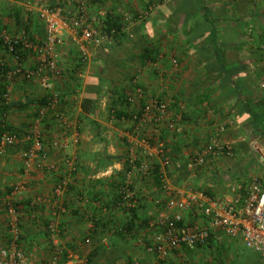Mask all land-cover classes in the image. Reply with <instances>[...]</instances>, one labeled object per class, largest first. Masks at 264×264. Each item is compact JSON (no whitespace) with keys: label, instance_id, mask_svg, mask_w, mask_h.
<instances>
[{"label":"crops","instance_id":"crops-1","mask_svg":"<svg viewBox=\"0 0 264 264\" xmlns=\"http://www.w3.org/2000/svg\"><path fill=\"white\" fill-rule=\"evenodd\" d=\"M34 2L0 0V27L20 32L23 25L33 38L40 39L44 29ZM99 3L109 10L121 6L132 16L146 15L130 23L109 50L85 42L81 75L77 68L80 51L72 32L64 29V45L57 50L58 75L49 77L45 87L19 77L8 84L6 118L20 134L33 121L42 99L58 97L55 112L61 116L55 118L48 111L40 124L48 160L55 168L32 170L23 177L19 156L26 146L23 140L0 153V247L9 241L4 201L12 184L23 177L25 184L18 195L24 204L19 245L31 255L33 264H44L52 252L50 219L56 221L64 248L62 264H70L69 254L86 257L89 264L154 260L139 239L147 236L146 221L159 208L156 198L164 196L158 177L133 172L139 203L132 212L116 205L117 187L126 170L124 154L132 138L144 136L151 143L164 140L169 162L160 166L161 160L155 159V165L165 171L174 188L190 187L221 197L230 185L243 191L254 174L264 186V92L257 87L264 67L259 49L264 42V0ZM26 64L33 62L28 58ZM133 79L145 98L133 95ZM93 88L98 89L94 94L89 91ZM118 93L132 100L119 99ZM91 96L95 103L84 107L83 99ZM149 96L165 100L174 114H181L174 130L149 124L136 130L134 116ZM224 120L230 122L220 138L231 146L232 154L192 167L191 156ZM63 138L65 146L51 144ZM68 161L73 162V170ZM62 176L67 186L54 198V184ZM37 197L44 201L32 206ZM30 211L35 217H30ZM212 233L207 245L180 246L158 264H231L239 258L240 238H228L219 229Z\"/></svg>","mask_w":264,"mask_h":264},{"label":"built area","instance_id":"built-area-1","mask_svg":"<svg viewBox=\"0 0 264 264\" xmlns=\"http://www.w3.org/2000/svg\"><path fill=\"white\" fill-rule=\"evenodd\" d=\"M33 5L36 7L37 18L43 24L42 38L30 39L24 30L20 32L0 30V38L8 45L9 50H12L14 42H19L22 49L27 52L25 59H20L17 55L13 56L12 66L5 73L8 84L19 77L29 82L36 81L41 87H45L49 77L58 75L60 70L57 50L64 45V29L72 32L73 42L80 51V62L77 65L79 73H77L81 75L80 69L86 60L85 42L93 46L108 47L116 41L118 32H124L130 23L146 15V12H143L132 16L121 6L109 10L101 5L99 0H43L35 1ZM92 6L94 11L90 12ZM109 16L118 19L119 30L114 27L107 28L105 22ZM259 49L264 55V42L260 44ZM29 56L35 58L31 66L26 64ZM3 60L0 57V65H3ZM172 62L176 65V60L173 59ZM260 70L257 87L264 92V67ZM132 81L135 83V79ZM9 94L8 85L3 94L6 103L10 102ZM133 95L145 98L142 87L136 83ZM128 100H132L130 95ZM57 102L58 97L51 96L45 105L39 106L37 116L22 134L14 129H4L0 134V153H3L7 146L15 145L21 140L26 142V146L19 154L23 177L32 170L44 167L55 168V165L48 160L40 124L49 110L55 118H61L60 114L55 112ZM134 119L138 131L144 124L174 130L181 119V114H174L165 100L149 96L144 100L140 112L134 116ZM229 122L224 120L219 123L199 150L191 156L192 167L212 164L219 156L232 154L231 146L220 138V134L224 132ZM4 125L2 123L1 126ZM51 144L55 147H63L67 144V139L53 140ZM155 159L161 160L160 166L169 162L163 139H157L154 143L144 136L128 140L124 154L126 170L123 180L117 187L116 205L131 210L139 203L140 198L132 181L133 172L140 176L155 174L164 193L163 197L155 200L159 206L157 212L146 221L147 236L139 239L155 258L153 261H133L131 264H158L180 246L207 245L214 237L213 229H219L228 238H240L245 247L264 257V186L258 175L254 174L250 177L243 191H240L236 185H230L227 194L221 197L209 196L201 190L190 187L183 190L172 187L161 167L153 171ZM67 165L70 170L74 169L72 161H68ZM23 177L12 184L11 192L4 201L9 241L7 245L0 247V264H33L31 255L19 245L22 206L18 204V195L25 184ZM66 186V176L60 177L53 187L54 198L60 196ZM42 201H44L43 197H37L31 205L36 206ZM30 217H35V212L30 211ZM47 229L52 252L44 264H62L64 248L60 246L54 219L48 221ZM67 257L70 264L71 262L89 264L86 257L77 254H69Z\"/></svg>","mask_w":264,"mask_h":264},{"label":"trees","instance_id":"trees-1","mask_svg":"<svg viewBox=\"0 0 264 264\" xmlns=\"http://www.w3.org/2000/svg\"><path fill=\"white\" fill-rule=\"evenodd\" d=\"M105 23L107 24V28L114 27L116 30L120 29V24L118 23V19H115V18H113L111 16H109V18H107ZM21 27L28 34L30 39L35 40V38H33L32 34L27 31L25 26L21 25ZM3 29H5V27H0V30H3ZM5 30L10 31L9 29H5ZM123 34H125V32H123V31L122 32L121 31L118 32L116 34V37H117L116 41H118L117 39L119 37H121ZM43 35H44V33H43ZM43 35H40V37L42 38ZM118 43L119 42H117V44ZM110 46H112V45H110ZM110 46L107 47L108 50L112 48ZM0 52L3 53L1 58L4 59L3 60V65H0V134H1V132L4 129H13V127L10 124H8L7 118H6L7 109L9 108L10 103H6L5 99H4V96H3V94L6 92V88L8 86V81L6 79L5 73L12 66V59H13L14 55H17L18 57H20V59H25L27 57V52L22 49V46H21V44L19 42H17V43L14 42L13 46H12V50H9L8 49V45L6 43H4L2 38H0ZM97 90L98 89L93 88V89H90L89 91H91L90 93L94 94V93L97 92ZM118 94H120L119 99L121 98L122 100H124L126 102H129V100H128L129 95L128 94H126V95H123L121 93H118ZM92 97L93 96L85 97L83 99L84 107L87 106V105H85V103H87V102H89V104L91 106H93V104L95 103L96 99H94ZM39 103H40V105H45L47 103V99H45V100L42 99V100L39 101ZM142 106H143V104H141V107ZM49 111H50V113L53 116V113L51 112V110H49ZM112 111H113V113H115V111H116L115 108ZM35 113H36V116H37L38 109H37V111ZM115 114H117V112ZM2 123L5 124L4 127L1 126ZM154 169H155V171H157L158 165H155ZM18 204L21 205V206L24 205V204H21L20 202H18ZM27 209H29V208L27 207ZM132 211H133V209H131V212Z\"/></svg>","mask_w":264,"mask_h":264},{"label":"rangeland","instance_id":"rangeland-1","mask_svg":"<svg viewBox=\"0 0 264 264\" xmlns=\"http://www.w3.org/2000/svg\"><path fill=\"white\" fill-rule=\"evenodd\" d=\"M34 1H43V0H34ZM7 29V28H5ZM10 32H15L13 29L10 30ZM3 54V53H2ZM2 54L0 52V57H2ZM29 58L31 59V61H34V57L33 56H29ZM238 251H239V258L235 259L231 262V264H264V257H261V255L255 251H253L250 248L245 247L244 245H239L238 247ZM246 259H249L248 262H246ZM216 261H219L216 259Z\"/></svg>","mask_w":264,"mask_h":264}]
</instances>
